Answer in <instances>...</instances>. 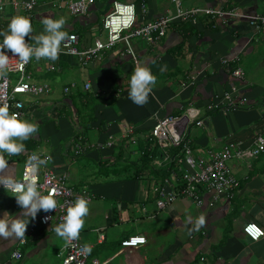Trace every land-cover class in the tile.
<instances>
[{"label":"crops","instance_id":"0c3cea01","mask_svg":"<svg viewBox=\"0 0 264 264\" xmlns=\"http://www.w3.org/2000/svg\"><path fill=\"white\" fill-rule=\"evenodd\" d=\"M37 1L30 13L15 11L7 4L0 14V30H7L13 16L26 15L32 20V35H37L44 30L42 17H63L66 24L62 30L76 33L81 47L91 46L96 38L105 41L101 21L113 0H97L84 16H72L64 5L68 0L53 5L48 0ZM121 1L135 4L137 26L176 13L172 0ZM141 1L145 12L140 9ZM181 5L186 9L236 8L246 14L264 13V0H181ZM130 42L132 52L121 41L103 50L86 67L70 57L57 61L58 72H47L44 62L35 58L27 67L33 82L48 83L51 90L39 100H25L35 102L29 120L37 117L39 134L23 143L26 151L48 153L51 168L56 173L66 172L69 185L77 192L90 193L89 212L79 234L88 258L100 264H264V236L252 240L242 229L252 222L264 231V152L257 157L249 153L253 137L264 129V34H255L244 20L223 25L210 15H199L195 22L176 19L156 40L133 37ZM235 56L240 57L245 73L247 86L241 93L249 105L207 113L211 95L229 86L230 76L221 59ZM137 64L149 67L157 76L143 106L128 96L130 76ZM191 76H195L194 83ZM72 83L75 86L65 95L64 87ZM191 107L198 118L205 119L203 126L189 131L195 155L208 148L220 150L228 141L246 151L243 158L228 162L239 182L230 198L225 191L204 194V204L198 208L191 199L179 197L158 210L155 188L175 184L180 167L174 166L176 172L171 171L163 181L148 172L135 178L139 152L135 149L126 156L119 144L111 150L92 149L73 156L76 138L102 143L109 134H123L129 125L146 135L157 118L178 115ZM23 165L22 159L9 163L0 170V177L20 179ZM23 211L13 193L0 189V216L12 219ZM201 215L206 221L201 227L205 232L190 233L188 229ZM130 236H144L146 243L138 248L121 246ZM65 241L51 226L30 218L24 238L0 239V264H61ZM14 252L20 257L13 256Z\"/></svg>","mask_w":264,"mask_h":264},{"label":"built area","instance_id":"2783aa9c","mask_svg":"<svg viewBox=\"0 0 264 264\" xmlns=\"http://www.w3.org/2000/svg\"><path fill=\"white\" fill-rule=\"evenodd\" d=\"M0 0V14L6 9L7 4L13 10L23 12H33L38 4L37 0ZM52 5L54 1L48 0ZM97 0H68L64 3L66 9L72 16H84L88 14L90 7ZM175 5L174 15H161L156 19L143 25H136V6L132 2L113 0L111 8L107 11L101 21V27L106 33L105 41L96 38L91 46L83 48L79 45V38L76 33L69 32L68 37L61 44L59 58L55 61L41 58L45 64L47 72H58L60 66L57 61L64 57L74 58L79 66L86 67L98 58L100 53L106 48L114 47L118 42H124L126 49L133 51L130 39L133 37L156 40L166 34L167 27L176 19L196 21L199 15H210L217 18L221 24H228L231 20H244L249 28L259 35L264 34V13L246 14L236 8L228 10L214 9L211 7L183 8L181 0H172ZM140 9L145 12L144 1L139 2ZM27 40V39H26ZM7 51V50H5ZM12 56V53H8ZM240 57L222 58L221 63L227 68L230 76L229 86L221 93L211 95L205 106L207 113L218 110L230 111L232 109L247 107L248 98L244 96L241 89L245 88V73L239 65ZM27 64H22L17 57H10L9 66L0 73V104H7L10 111L16 112L21 118L29 119L31 106L22 100L20 95H31L34 97L48 94L51 87L48 83H36L31 80L27 72ZM195 76L190 77L194 83ZM75 86L72 83L63 89L65 95L70 93V88ZM89 84H85L87 89ZM204 118L197 117L195 108H189L178 115L168 114L157 118L146 135H141L138 128L129 125L123 134L115 136L109 134L102 143L90 144L79 142L75 139L73 155L79 156L92 149H113L116 144L123 147L126 156L139 152L140 142L148 148L152 156V163L156 169L169 168L171 165L180 167V175L175 184H161L155 188L156 208H165L179 197L191 199L198 207L204 204V194L225 191L230 198L233 196L235 188L239 182L234 178L229 166L232 158H243L246 151L236 142H226L220 150L208 148L201 155L193 152L192 140L189 131L193 126H203ZM264 152V129L256 134L250 146L249 153L257 157ZM37 154L40 159L46 162L34 166L31 156ZM4 159L9 163L24 160L22 176L20 179H4L0 177V189L12 192L15 182H25L29 178L35 179L40 191L43 194H53L57 200V209L42 212L37 215L34 222L43 226H51L61 222L68 206L80 196L88 199L90 193L86 191L77 192L68 183L69 176L66 172L56 173L51 168V156L44 151H24L17 155L9 156L4 154ZM165 182V181H164ZM48 217L45 220V217ZM243 232L252 240H258L264 236V231L257 224L249 222L243 226ZM205 232V230H200ZM24 242V240H23ZM146 243L144 236H130L121 241V246L128 248H138ZM13 256L20 257L19 252H14ZM88 250L80 241L79 237L71 242L65 241L61 251V264H100L97 260L88 263Z\"/></svg>","mask_w":264,"mask_h":264},{"label":"clouds","instance_id":"9594fccd","mask_svg":"<svg viewBox=\"0 0 264 264\" xmlns=\"http://www.w3.org/2000/svg\"><path fill=\"white\" fill-rule=\"evenodd\" d=\"M44 30L33 33V24L30 17L16 15L10 19L7 30H0V73L9 66L10 57H17L22 64H27L31 59L47 58L55 61L59 58L62 42L68 33L65 27V18L42 17ZM26 37L28 39L26 40ZM34 41L35 43H30ZM7 50V51H5ZM11 52L12 56L8 53ZM157 82V76L145 65L137 64L134 68L128 88L129 99L136 105L143 106L149 100V95ZM39 134L38 122L21 118L18 113L12 112L7 104H0V170L8 166L4 154L17 155L26 150L23 141ZM34 166L46 161L37 154L31 156ZM13 195L17 204L24 210L20 216L4 219L0 216V239H22L29 224V219H35L40 211L49 212L57 209V200L53 194H43L35 179L29 178L25 182H15L12 186ZM89 212L87 198L77 197L67 207L61 222L56 224L54 232L67 242L77 239L80 230L85 225V217ZM24 217H27L25 219ZM45 220L48 219L46 216ZM191 221V218H189ZM203 215L195 219L188 231H199L205 225Z\"/></svg>","mask_w":264,"mask_h":264},{"label":"trees","instance_id":"16d2710c","mask_svg":"<svg viewBox=\"0 0 264 264\" xmlns=\"http://www.w3.org/2000/svg\"><path fill=\"white\" fill-rule=\"evenodd\" d=\"M139 151L142 153H139L138 158H137V165H134V177L138 178L142 175L143 172H148L151 174H155L156 177H158L159 175V179L161 178V181H163V179L166 176H169V174L172 172H176L174 166L176 165H171L169 168H163V169H156L152 163V156L156 154V152H154V154L148 151V148L144 145L143 142H140L139 145ZM124 154V152H123ZM131 165L128 163V166ZM157 180V179H156Z\"/></svg>","mask_w":264,"mask_h":264},{"label":"rangeland","instance_id":"374dc122","mask_svg":"<svg viewBox=\"0 0 264 264\" xmlns=\"http://www.w3.org/2000/svg\"><path fill=\"white\" fill-rule=\"evenodd\" d=\"M172 5L174 6V3H172ZM68 11V10H67ZM104 38H105V34L102 36V39L104 40ZM40 61H41V59H40ZM239 64H240V62H239ZM243 65H245V64H243ZM50 76H52L53 77V74L52 75H50ZM64 80L63 81H61V83H60V85H59V90L58 91H60L61 92V90H62V85H64ZM41 96H43V95H41ZM41 96H37V97H34V96H31V95H20L19 97L22 99V100H26V99H28V98H32V99H36V100H39L40 99V97ZM31 120L32 121H37V117H36V119H35V117H32L31 118ZM46 123V122H45ZM43 125V124H42ZM39 127V126H38ZM40 130H41V128H40ZM47 151H48V149H46ZM103 150V149H102ZM54 151V150H53ZM72 155V154H71ZM74 156V155H73ZM80 156H82V155H80ZM80 156H78V157H80ZM75 157H77V156H75ZM129 171V170H128ZM123 174V173H122ZM90 262V259L88 260V263Z\"/></svg>","mask_w":264,"mask_h":264},{"label":"bare ground","instance_id":"6f19581e","mask_svg":"<svg viewBox=\"0 0 264 264\" xmlns=\"http://www.w3.org/2000/svg\"><path fill=\"white\" fill-rule=\"evenodd\" d=\"M247 236V235H246Z\"/></svg>","mask_w":264,"mask_h":264}]
</instances>
